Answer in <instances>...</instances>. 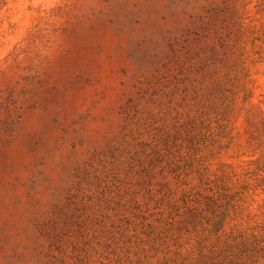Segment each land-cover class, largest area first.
Wrapping results in <instances>:
<instances>
[{
	"label": "rangeland",
	"instance_id": "obj_1",
	"mask_svg": "<svg viewBox=\"0 0 264 264\" xmlns=\"http://www.w3.org/2000/svg\"><path fill=\"white\" fill-rule=\"evenodd\" d=\"M0 264H264V0H0Z\"/></svg>",
	"mask_w": 264,
	"mask_h": 264
}]
</instances>
